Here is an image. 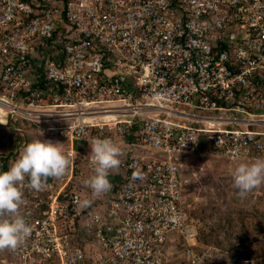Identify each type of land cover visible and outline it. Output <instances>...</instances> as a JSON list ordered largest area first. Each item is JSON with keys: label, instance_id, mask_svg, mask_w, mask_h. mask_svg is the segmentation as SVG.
Here are the masks:
<instances>
[{"label": "built area", "instance_id": "1", "mask_svg": "<svg viewBox=\"0 0 264 264\" xmlns=\"http://www.w3.org/2000/svg\"><path fill=\"white\" fill-rule=\"evenodd\" d=\"M29 127L71 163L21 186L32 232L0 264H200L181 155L264 157V0H0V169ZM105 137L121 162L97 197L74 142Z\"/></svg>", "mask_w": 264, "mask_h": 264}, {"label": "rangeland", "instance_id": "2", "mask_svg": "<svg viewBox=\"0 0 264 264\" xmlns=\"http://www.w3.org/2000/svg\"><path fill=\"white\" fill-rule=\"evenodd\" d=\"M9 128H13V123L9 122ZM27 141L37 138L49 139L66 145L61 135L44 134L37 131L35 127L26 130ZM8 139V138H6ZM91 139H83L74 142V147L79 150L90 151ZM119 147L121 140H114ZM119 142V144H118ZM152 154L165 156L159 150H152ZM181 157L186 160L182 167L183 193L186 196L188 206L185 208L189 218L197 219V224L206 230L214 229L210 245L199 246L203 250V264H255L264 260V255L260 252L264 249V233L256 230L259 221L264 222V183L253 191L240 196L234 187L231 172L240 162H248L239 159H225L217 156L209 148L201 147L195 156L183 153ZM185 179V181H184ZM256 209V212L252 210ZM227 217L231 220L227 221ZM244 221L245 227L249 230L251 243L247 245V250L256 252V256L249 259L237 260L233 251L221 250L216 242L241 240ZM217 228V229H216ZM216 229V230H215ZM8 249H0V254H4ZM252 254V253H251ZM173 264H180L182 258L174 255ZM177 257V258H176ZM201 263V264H202Z\"/></svg>", "mask_w": 264, "mask_h": 264}, {"label": "clouds", "instance_id": "3", "mask_svg": "<svg viewBox=\"0 0 264 264\" xmlns=\"http://www.w3.org/2000/svg\"><path fill=\"white\" fill-rule=\"evenodd\" d=\"M90 153L92 175L84 180V184L99 197L111 189L109 175L121 162V149L111 138H96L90 145ZM185 160L182 159V167ZM70 163L71 159L63 150L62 143L37 138L25 143L7 169H0V249L14 250L32 232L31 225L20 212L23 204L21 186L27 184L39 190L48 177L64 175ZM231 176L240 196L253 191L264 183V157L238 163ZM91 202L88 198H82L78 200V206L85 209Z\"/></svg>", "mask_w": 264, "mask_h": 264}, {"label": "trees", "instance_id": "4", "mask_svg": "<svg viewBox=\"0 0 264 264\" xmlns=\"http://www.w3.org/2000/svg\"><path fill=\"white\" fill-rule=\"evenodd\" d=\"M221 158H223V157H221ZM252 211L256 212L257 210L254 209ZM188 219H192V218H188ZM195 220H197V219H195ZM226 220L230 221L231 219L229 217H227ZM240 221H241L240 222L241 225H243L242 226L243 232L241 235L242 236L241 240L238 243L230 240V241H227V243H225V245H224L223 241L221 240V241L216 242V245H218L221 250L233 251L235 256L237 257V260L249 259L251 257L253 258L254 256H256L255 254H257V253L256 252H250L247 250V245H249L251 243V237L249 234V230L245 227L244 221L242 219ZM196 224H197V221H196ZM256 230H258L260 233H264V222L263 221H259ZM196 231H197L196 240L198 242V246H196V251L198 252V254L200 256L203 257L204 256V253H203L204 248L206 246H208V244L210 245L211 242L213 243L211 236L215 231L211 227H209L206 230L204 227L199 226L198 224L196 225ZM201 245L203 246L202 251L199 248V246H201ZM260 254L264 255V249L260 252ZM182 261H184V260L182 259ZM255 264H264V260L260 263L258 261H256Z\"/></svg>", "mask_w": 264, "mask_h": 264}, {"label": "crops", "instance_id": "5", "mask_svg": "<svg viewBox=\"0 0 264 264\" xmlns=\"http://www.w3.org/2000/svg\"><path fill=\"white\" fill-rule=\"evenodd\" d=\"M243 160H246V161H248V159H243ZM249 161H251V160H249Z\"/></svg>", "mask_w": 264, "mask_h": 264}]
</instances>
